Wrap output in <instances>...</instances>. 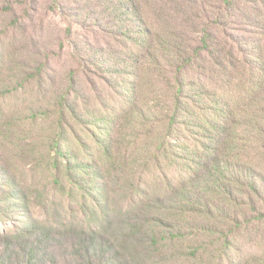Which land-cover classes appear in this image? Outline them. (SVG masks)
<instances>
[{"label": "rangeland", "instance_id": "obj_1", "mask_svg": "<svg viewBox=\"0 0 264 264\" xmlns=\"http://www.w3.org/2000/svg\"><path fill=\"white\" fill-rule=\"evenodd\" d=\"M222 2L223 0H0V124L11 120L9 117L16 118L22 110H27L40 115L36 133L46 135L45 132L53 130L58 118L60 98L71 85V72H77L78 91L72 94L71 100L67 99L68 103H63L65 107L75 103L78 110L83 112L97 110L101 104L113 108L114 101L107 88L108 82L118 78V71L127 78H136L133 70L146 52L147 36L144 30L149 26L161 33L162 44L177 50V55H182L185 59L191 58L192 61L185 69L189 90L194 89L196 81L209 92L218 95L225 93V97L229 98V108L233 109L234 115L239 119L236 129L240 134L243 133L238 138L239 143L247 145V149L233 162L251 171L250 176L239 174L234 169V177L232 173H227L236 183L231 186L230 191L234 192L236 200L251 203L258 211L264 212V93L263 88L260 90L264 81L257 85V92L249 95L248 88L251 84L242 81L243 77L236 71L223 72L219 65H212L207 52H202L200 58H194V48L202 46L203 31L209 30L216 37L218 46L225 50L230 47L226 43L228 39L245 43L249 48L256 47V55L251 57L257 61L258 56L259 63L264 65V0H233L228 16L223 20L224 25H228L225 28L224 25L214 24L219 12L224 11ZM139 17L144 25L139 23ZM211 51L214 52L212 46ZM135 52H139L138 56H135ZM236 57L242 59L240 55ZM223 59L225 64L230 62L228 57ZM127 65L133 66V70L127 68ZM248 78L246 76L244 80ZM160 89L165 95L173 93L166 87ZM205 101L202 98L201 107ZM254 115V121L260 124L261 131L249 135L251 131L245 125V119H252ZM76 129L77 134L70 135V138L76 153L84 152L80 156L85 157L90 165L89 173L84 177L85 184L92 188L91 181L95 172L104 173L105 168L100 163L98 153L93 150L95 145L90 138V129L87 125L77 126ZM91 129L93 130L92 127ZM115 130L113 128L114 139L117 137ZM195 134L198 136L194 135V139H184V135L180 140L189 149H194L196 154V149L200 153L203 151L205 139L201 137V133ZM77 135L82 137L84 144L87 143L88 151L79 145ZM140 144L144 148L146 141H140ZM16 145L0 143V171L5 170L6 161L10 166L18 163L22 166L14 157ZM221 146L222 143L213 146L214 155ZM38 147L43 149L41 143ZM90 152L93 157L88 156ZM185 157L184 155L176 163L167 162L161 171L154 173L136 167L138 175H145L146 193L159 195L164 199V205L177 207L176 201H173L178 192L176 189L189 183L193 173H204L203 169L197 167V159L185 166ZM127 170V174H133ZM28 177L30 179L24 186L31 184L41 188L46 184L41 177H37L36 182L31 176ZM94 182H97L96 185L100 183L98 180ZM107 183L109 185L105 189L111 192L112 203L100 197L93 201L90 197L83 208L85 203L78 196L75 198L77 200L66 201V207L61 209L59 204L62 202V195L57 193L51 199L58 206L49 214L32 206L28 211V218L15 223L9 221L10 217L1 215L0 255L7 249L8 240L4 238L5 235L13 236L19 231L28 234L36 222H44L54 231L50 235L43 230L34 234V240L38 241V252L36 258H31L30 264H232V261L234 264H255L258 258L264 256V221L243 226L237 231L234 245L231 243L226 250L223 249L225 240L212 233L193 234L187 231L182 238L175 240L162 235L166 240L157 243L151 234L154 223L146 225L144 216L139 214L143 207L139 204L140 199L133 201L128 192L120 190L115 180ZM255 190L259 192L257 195ZM1 194L2 191L0 200H4ZM214 195L204 199L218 201L220 197ZM198 196L204 194L195 190L194 197ZM35 197L33 195L31 200H35ZM0 206L2 208L3 205ZM224 223L219 215L214 214L209 224L215 231L221 232L227 230ZM161 231L170 232L166 228ZM20 245L24 246L25 242ZM13 250L15 248L2 257L13 258V262L7 264H18Z\"/></svg>", "mask_w": 264, "mask_h": 264}, {"label": "trees", "instance_id": "obj_2", "mask_svg": "<svg viewBox=\"0 0 264 264\" xmlns=\"http://www.w3.org/2000/svg\"><path fill=\"white\" fill-rule=\"evenodd\" d=\"M232 1L223 0L224 11L219 9L222 12H219L214 24L224 25L223 20L228 16ZM137 7L139 9V6ZM141 19L139 23L144 25ZM144 33L147 36V42H145L147 47L143 59L136 68L127 65V68H134L132 70L136 72L134 75L136 78H127L123 75L124 73L116 71L120 74L118 78L108 82L107 88L114 101L113 108L110 109L101 104L97 110L83 112L78 110L75 103L65 107L63 103H68L72 94L78 91L77 72H71V85L60 98L58 118L53 130L45 132L46 135L36 133L40 115L27 110H22L16 118L9 117L11 120L0 124V138H2L0 143L2 145L17 144L14 157L22 164V166H19V163L10 166L6 161L5 170L0 171V191L3 192L1 196H4V200H0V205H3L2 208L0 206V221H2L1 215L10 217L9 221L14 223L22 218L27 219L30 215L28 211L32 206L40 209L44 214H49L55 206H58L51 199L57 193L62 195V202L59 204L61 209L66 207V201L77 200L75 198L78 196H81V200L85 203L83 208L90 197L93 201L100 197L112 203L113 196L108 189H105L108 188L107 181L110 180H115L120 190L128 192L133 201L140 199L139 204L143 207L139 214L144 216L146 225L154 223L150 231L157 243L166 240L162 235H168L175 240L182 238L187 231L193 234L212 233L220 235L225 240L223 249L226 250L231 243H234L237 231L243 226L264 221V212L258 211V208L251 203L236 200L234 192L230 191L231 186L236 185L231 180L234 177L232 169L239 174L249 176L251 171L233 162L247 149V145L239 143L238 138L243 133L240 134L236 129L239 119L234 115L233 109L229 108V98L225 97V93L218 95V93L209 92L196 81H194V89L189 90L185 69L192 61L191 58L185 59L182 55H177V50L162 44L161 33L153 28L148 26ZM173 36L175 37L176 34ZM215 41L214 34L204 30L201 38L202 46L194 48V58H200L202 52H207L211 57L212 65H219L223 72L234 70L243 77L242 81L251 84L248 88L249 95L257 92V85L264 81V65L259 63L258 56L257 61L251 57L253 54L256 55L257 48H249L245 43L241 44L228 39L226 43L230 47L225 50ZM211 46L214 52L211 51ZM138 54L139 52H135V56ZM236 55H240L242 59ZM224 57H228L230 61L228 64H225ZM103 74H109V72H103ZM246 76L249 78L244 80ZM160 87H166L173 93L165 95ZM261 89L264 93L262 84ZM202 98L206 101L201 107ZM254 120L255 115L252 119H245V125L251 131L249 135H255L261 131L260 124L255 123ZM82 125H87L90 129V138L95 145L93 150L98 153L100 163L105 168L104 173L95 172V177L91 181L93 189L88 188L84 177L89 173L90 165L85 157L80 156V153L84 152L76 153L70 138V135L77 134L76 127ZM113 128H116V139L113 138L115 136ZM195 133H201V137L205 139L202 144L203 151L200 153L196 149V154L194 149H189L180 140L184 135V139H194V135L198 136ZM77 140L85 151L89 150L87 143H83L82 137L77 135ZM143 140L146 141L144 148L140 144ZM39 143L43 149L38 147ZM221 143V148L214 155L213 146H219ZM184 155L186 156L185 166L194 163L197 159L196 165L199 169H203L204 173L202 175H199V172L196 175L193 173L189 183L176 189L178 192L175 193L173 201H176L177 207H169L164 205V199H161L159 195L146 193L145 175H138L135 168H144L143 170L154 173V171H161L167 162L171 164L178 162ZM88 156L94 155L90 152ZM17 165L18 168L14 169ZM127 169L133 174H127ZM229 172L232 173V177L227 175ZM28 175L34 182L37 177H41L46 184L41 188L33 187L31 184L24 186V183L30 179ZM96 180L100 182L98 185L94 182ZM195 190H199L204 196L194 197ZM251 190L254 189L251 188ZM255 193L257 195L259 192L255 190ZM211 194L213 196L217 194L220 199L218 201L204 199ZM33 195L36 196L35 200H31ZM143 196L147 199L142 198ZM214 214L223 219L227 230L219 232L211 228L209 223L214 218ZM162 228L170 232H162ZM42 230L48 235L54 231L44 222H36L28 234L19 231L13 236L5 235L8 245L7 249L1 253L2 256L0 255V264L13 262V258H2L10 253L12 248H15L13 253L17 257L18 264H30L32 259L37 257L38 252V241L34 240L33 236ZM23 242L25 245L21 246L20 243ZM22 258L23 262H21ZM255 264H264V256L261 259L258 258Z\"/></svg>", "mask_w": 264, "mask_h": 264}]
</instances>
